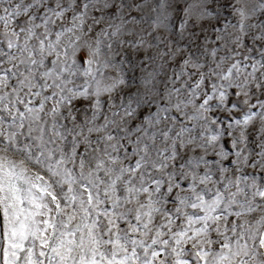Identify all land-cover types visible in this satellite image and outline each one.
<instances>
[{
  "label": "clouds",
  "instance_id": "1",
  "mask_svg": "<svg viewBox=\"0 0 264 264\" xmlns=\"http://www.w3.org/2000/svg\"><path fill=\"white\" fill-rule=\"evenodd\" d=\"M0 264H264V0H0Z\"/></svg>",
  "mask_w": 264,
  "mask_h": 264
}]
</instances>
